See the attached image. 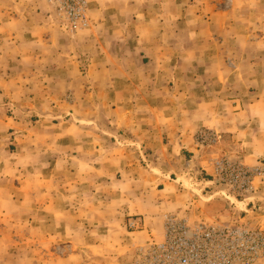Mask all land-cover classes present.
<instances>
[{
	"label": "crops",
	"instance_id": "0c3cea01",
	"mask_svg": "<svg viewBox=\"0 0 264 264\" xmlns=\"http://www.w3.org/2000/svg\"><path fill=\"white\" fill-rule=\"evenodd\" d=\"M90 2L93 27L72 36L43 0H0V264H51L31 247L50 251L57 243L76 252L55 264H128L134 249L161 231L165 212H188L170 178L183 175L191 158L208 168L194 140L201 128L216 129L233 145L243 141L264 160L260 138L250 135L258 130L255 117L247 113L251 128L242 126L237 93L247 95L251 84L242 80L254 82L261 72L235 75L245 86L239 89L219 57L192 56L196 39L188 38L179 56L180 34L198 33L199 21L211 28L210 19L223 16L216 4ZM166 34L172 41L163 42ZM185 81L195 83L182 88ZM10 106L61 115L54 124L59 136L42 143L37 167V140L31 129L27 136L13 132L21 123L7 115ZM100 112L113 119L100 123ZM103 127L110 148L104 151L90 140ZM24 154L32 163L26 169ZM135 217L142 231L128 230Z\"/></svg>",
	"mask_w": 264,
	"mask_h": 264
},
{
	"label": "rangeland",
	"instance_id": "374dc122",
	"mask_svg": "<svg viewBox=\"0 0 264 264\" xmlns=\"http://www.w3.org/2000/svg\"><path fill=\"white\" fill-rule=\"evenodd\" d=\"M43 2L51 12H53L54 20L65 27L70 35L75 36L81 32L89 31L93 27L94 19L91 13L90 0H86L87 25L76 29L72 28L67 20L58 15L53 5L47 3L46 0H43ZM206 3L216 4V6L211 7L217 13L223 14V16L211 18V28L207 26L206 22L199 21V23L195 25L198 33L191 32L189 35L180 34L178 40L179 56L187 51L189 45L187 41L188 38L192 42L196 39L198 49L192 52V56H198V60L211 62L212 57H219L225 66V70L222 71L226 76H230L229 82L234 88H245L244 85L241 86L242 82L251 84L249 87L245 88L249 91L247 95L237 90V93L240 94L239 100L242 101V106L245 109L242 118L244 125L242 126L246 128L249 126L251 128L250 123H246L249 120L247 119V113L248 115H253L255 120L252 121V125L253 127L258 125V130L253 132L250 130V135H252V133L258 135L260 140L256 145L260 148H264V144H262L264 143V139H261L264 138V94L262 93V91H264V0H180L179 5L196 4L201 7ZM184 7L188 9L187 5ZM223 39H225V41ZM170 41H172L170 34L164 35L163 42ZM211 47L213 48L212 52ZM202 69L204 68L202 67ZM254 69H258L261 72L254 82H249L244 79L241 83L235 81L234 76L238 73L243 72L246 77L245 74L254 71ZM200 82L202 83V81ZM192 83L195 82L185 81L184 83L180 82V85L182 88H191ZM201 85L202 88L206 87V83H202ZM212 87L214 86L212 85ZM257 98L259 102L256 101ZM6 100L10 105L14 104L8 98ZM253 104L256 105L253 106ZM5 110L7 115H10L11 118L17 119L19 123H21L20 129L17 128L18 131H13L19 137L21 135L27 136L28 130L31 129L29 136L36 138L38 143L34 156L37 167L43 160L42 157L37 156L42 151V143L48 142L50 138L54 140L59 136V129L55 128L54 124H59L61 115H53L50 113L42 114L38 111L33 112L23 109L17 110L14 106L6 107ZM42 115L46 116V118L42 117ZM71 118L72 116L69 115L68 119ZM110 118L113 119L111 114L108 115L105 112H100L97 120L100 123H104L111 120ZM103 128L96 130L97 134H94V136H97V138H89L92 142L94 140L98 141L99 148L104 151L110 148H107L108 146L105 142L109 138V136L104 133L106 127ZM71 133L75 134L74 132ZM204 135L215 137V141H207ZM78 137L81 138V134H79ZM194 140L197 150L202 151L207 158L209 157L207 160L209 166L208 168L200 170L196 160L191 158L188 169L185 167L186 169L183 175L173 173L170 178L172 186L178 187L180 191L182 197L180 205L187 207L186 210L189 209L188 212H183L182 215L189 216L191 220L219 217L231 221L242 218L250 225L264 226V160L258 159L254 153H250V147H248V145L242 146L243 141L240 142L241 146H238V144L233 145L231 140L225 142L223 134L213 128L199 129L194 135ZM233 146H235V148ZM90 147L91 146H86L87 149H90ZM218 162L226 163V168L229 171L235 169L236 166H241L253 172L254 174L251 178V185L254 189L253 192L248 193L244 192V190L240 191L237 188L240 184L232 188L227 181L220 179L216 171ZM21 163L24 169H26L27 165L31 167L32 164L30 160L27 161L25 154L21 158ZM164 187V185L159 186L161 190L165 189L164 192H166L167 188ZM168 214L174 213L165 212L162 218L164 219V216ZM13 217L17 219L18 213L13 215ZM22 218L26 219L27 215H22ZM163 219L161 231L159 233H152L147 242L137 246L134 249L132 258L127 260L128 264H139L140 258L138 250L140 248L146 247L152 242L162 241ZM133 220L140 219L135 217ZM129 223L130 221L127 226L129 231L139 232L143 230L142 228L131 229ZM2 225L5 226L4 224ZM141 227H143V223ZM24 242L25 244L23 246L25 248L29 247L30 243L25 240ZM31 248L38 253L36 258H40V260L47 258L50 260L51 264H55L60 259H66L76 252L71 243L54 244L50 251H46L42 247L36 245ZM20 264H27V259L21 260ZM257 264H264V260Z\"/></svg>",
	"mask_w": 264,
	"mask_h": 264
},
{
	"label": "built area",
	"instance_id": "2783aa9c",
	"mask_svg": "<svg viewBox=\"0 0 264 264\" xmlns=\"http://www.w3.org/2000/svg\"><path fill=\"white\" fill-rule=\"evenodd\" d=\"M59 16L76 29L87 25L86 0H46ZM66 21V22H67ZM207 141H215L204 135ZM219 178L232 188L253 192V172L241 166L227 170L226 163L218 162ZM163 239L140 248L139 264H257L264 260V226H253L242 218L224 220L219 217L191 220L187 215L168 214L163 219ZM142 223L133 220L131 229Z\"/></svg>",
	"mask_w": 264,
	"mask_h": 264
}]
</instances>
